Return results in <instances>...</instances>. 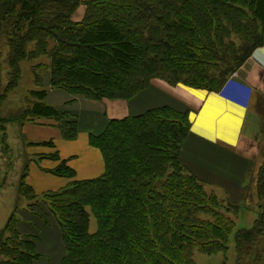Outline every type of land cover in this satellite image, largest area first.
<instances>
[{"label": "trees", "instance_id": "trees-1", "mask_svg": "<svg viewBox=\"0 0 264 264\" xmlns=\"http://www.w3.org/2000/svg\"><path fill=\"white\" fill-rule=\"evenodd\" d=\"M79 3L0 0V74L7 75L0 105L19 83L20 61H35L33 99L23 113L27 120H53L67 140L77 136V117L45 103L46 85L89 101L128 99L152 78L210 92L264 43V0H88L73 20ZM16 118L0 116V129ZM189 130L187 110L163 105L110 119L102 132L89 134L102 153L103 174L42 194L61 229L60 264H195V250H226L228 214L239 206L213 190L206 201L204 182L180 157ZM54 172L73 173L63 164ZM256 182V217L234 234L238 257L246 258L264 234V159ZM20 185L30 199L38 196ZM11 223L13 216L0 236V264H34L36 241L14 224L9 232Z\"/></svg>", "mask_w": 264, "mask_h": 264}, {"label": "crops", "instance_id": "crops-1", "mask_svg": "<svg viewBox=\"0 0 264 264\" xmlns=\"http://www.w3.org/2000/svg\"><path fill=\"white\" fill-rule=\"evenodd\" d=\"M78 9L77 16L82 17L83 7ZM240 68L245 76L237 71V78L226 90V98L183 85L172 87L157 78L128 99L89 101L63 89H49L45 103L76 114L77 136L64 139L49 118L34 117V121L19 125L20 138L16 144L22 142V154L35 160L23 168L19 179L35 194L42 195L73 181L97 178L104 172V161L101 151L90 144L89 134L102 132L110 119L168 105L188 111L190 130L180 151L186 170L205 184L220 188V192L216 187L213 191L230 204L247 203L248 197H255L249 191L255 189L257 169L264 159V147L260 150V142H264V43L253 50ZM239 82L243 87H239ZM62 164L72 170L71 177L54 172ZM250 181L253 182L248 189ZM257 201L258 198L253 200ZM10 210L8 218L13 216L20 236H37L38 252H45L43 245L52 240L48 237L56 238L57 253L50 255L55 259L50 264H57L64 249L55 219L34 206L13 205ZM46 255L47 252L38 258L44 261L41 264L47 263Z\"/></svg>", "mask_w": 264, "mask_h": 264}, {"label": "rangeland", "instance_id": "rangeland-1", "mask_svg": "<svg viewBox=\"0 0 264 264\" xmlns=\"http://www.w3.org/2000/svg\"><path fill=\"white\" fill-rule=\"evenodd\" d=\"M88 0H80L79 5L76 7L72 19L73 20H79L81 17L77 16V8L83 7V13L81 12V16L84 14V10L86 9L85 3ZM78 9V10H79ZM258 48V47H257ZM256 49V48H255ZM254 49V50H255ZM45 60V62L48 61L46 57H40L37 58L36 61H42ZM35 62V61H34ZM29 60H21L20 61V67H21V77L19 80V83L17 87L7 93L6 98L0 105V116L3 118H9V117H19L20 119H13V120H8L6 121L5 127L3 129H0V236L2 233V229L5 225V223L8 220V216L10 213V208H13V205L16 207H21V206H34L36 209L41 210L42 212L46 213V215H51L56 223V217L55 214L52 212L53 210L50 208L52 207V204L50 201L47 200V198L43 195H38L34 199H30L29 197L31 196V193H29L24 185H20L22 182V179L20 180V176L22 174L23 168L31 161H35L34 159H28L26 158L25 155H23V144L22 142H18L16 144L17 138H20V132L19 131V125H22L26 122L29 121H34V117H31L30 120H27L29 118V115L23 113V111L30 106V101L33 99L29 94L28 91L32 88H34L33 84V73L31 70V64L34 63ZM240 68V67H239ZM237 69L233 72H230L225 79L224 84L222 85L221 88H218L214 91H207L205 89H200V88H193L196 90H203L207 91L209 93H214L217 94L220 97L226 98L228 95L226 93V90L232 80L237 78V71L240 70V73L245 76V73H242V69ZM1 82L0 85L3 87L6 83L7 80V75L5 73V70L1 71ZM45 79L47 81L48 78V73H44ZM239 76V74H238ZM155 79V78H152ZM151 79V81H152ZM160 79V78H157ZM162 80V79H160ZM150 81V82H151ZM164 81V80H163ZM166 82V81H165ZM168 85L175 87L176 85H183V84H176L172 85L168 82H166ZM185 86V85H183ZM47 90L50 88L46 85L45 86ZM188 87V86H185ZM239 87H243V84L239 82ZM142 90V89H141ZM140 91V90H139ZM138 92V91H137ZM29 103V104H28ZM17 110V112H14ZM76 115V114H73ZM77 117V116H76ZM117 119V118H116ZM77 124H78V119H77ZM185 141V139L183 140ZM260 150L264 147V142H260ZM97 148V147H96ZM102 155V153H101ZM103 157V156H102ZM263 162V161H262ZM262 164V163H261ZM261 166V165H260ZM260 166L258 167L257 170H259ZM20 180V182H18ZM250 181L248 182V189L251 185ZM24 182H22L23 184ZM256 180H255V189L254 191H249V193L253 194L255 193V197H248L247 198V203H241L242 205L239 206L238 210L230 212L228 215L230 216L231 220V231L228 236V240L226 242V250L224 251H219V252H214L212 254H206L203 252H199L197 250L194 251L193 253V261L195 264H264V255L263 257L257 261V257L255 258L256 253L258 256L264 253V251L259 252L258 247L260 249L264 250V234L260 238L259 245H256V247L248 253L247 257L242 254L240 257L236 256L235 252V241H234V234L237 229L239 228H249L252 225L253 219L256 217V212H257V203H254L253 200L257 198V186H256ZM217 188V190L220 192V188H218L216 185H211V184H205L203 185V190H204V195L207 201V198H209L210 193H212V190L214 188ZM3 192V193H1ZM27 192V193H26ZM37 195V194H36ZM203 199V198H201ZM8 200H10L8 202ZM204 200V199H203ZM227 215V214H226ZM92 214H90V225H89V232L93 233L96 229V225L94 220H92ZM13 224L15 225L14 219L13 223L8 227V231L12 232V226ZM58 224V223H57ZM59 226V225H58ZM60 228V226H59ZM16 229V226H15ZM35 229H38V226L35 227ZM17 231V230H16ZM60 234H61V229H59ZM4 236H7V233L4 234ZM62 236V234H61ZM37 236H29L25 237L27 239H30L32 241H36ZM48 237V236H47ZM49 239H52L51 241L46 242L45 245V252H47V255L45 256L47 263L50 264L52 261L55 259L51 258L50 255H55L57 253V241L56 238H52V236L48 237ZM8 239V238H7ZM6 240V239H5ZM60 241L62 242V238H60ZM63 245V242H62ZM64 249V245H63ZM27 250V249H25ZM38 257L35 259V261L38 260L41 256L45 255V252H38ZM65 252V251H64ZM255 255L253 256V254ZM64 255V254H63ZM63 257V256H62ZM0 255V259H3ZM41 262H44L43 260H38L37 264H41ZM61 260L57 263L60 264Z\"/></svg>", "mask_w": 264, "mask_h": 264}]
</instances>
